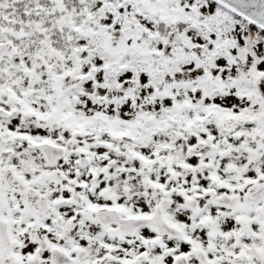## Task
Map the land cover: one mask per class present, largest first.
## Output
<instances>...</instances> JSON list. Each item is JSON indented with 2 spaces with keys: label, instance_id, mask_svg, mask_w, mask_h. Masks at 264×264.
I'll use <instances>...</instances> for the list:
<instances>
[{
  "label": "snow or ice",
  "instance_id": "obj_1",
  "mask_svg": "<svg viewBox=\"0 0 264 264\" xmlns=\"http://www.w3.org/2000/svg\"><path fill=\"white\" fill-rule=\"evenodd\" d=\"M0 264H264V0H0Z\"/></svg>",
  "mask_w": 264,
  "mask_h": 264
}]
</instances>
